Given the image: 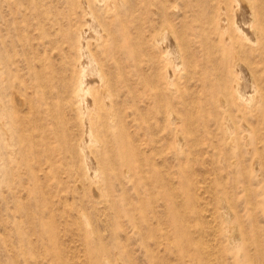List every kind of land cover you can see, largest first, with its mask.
Here are the masks:
<instances>
[{
    "label": "rangeland",
    "instance_id": "rangeland-1",
    "mask_svg": "<svg viewBox=\"0 0 264 264\" xmlns=\"http://www.w3.org/2000/svg\"><path fill=\"white\" fill-rule=\"evenodd\" d=\"M81 1L0 0V264H264V0L240 2L258 41L247 52L229 45L235 31L219 16L226 0H116L111 13L88 0L107 34L89 41L105 76L88 97L96 178L77 151ZM158 25L171 31L183 63L172 91L161 87L152 45ZM214 40L228 45V57ZM232 57L263 96L248 109L229 93ZM222 201L239 234L236 251L224 237Z\"/></svg>",
    "mask_w": 264,
    "mask_h": 264
},
{
    "label": "bare ground",
    "instance_id": "bare-ground-1",
    "mask_svg": "<svg viewBox=\"0 0 264 264\" xmlns=\"http://www.w3.org/2000/svg\"><path fill=\"white\" fill-rule=\"evenodd\" d=\"M81 1V0H80ZM90 1V0H89ZM97 2L96 3V5L99 3L102 7H100V8H103V10H104V8H105V12H110L111 13V11L112 10H114V7L116 6L117 7V5H115L116 3V0L115 1H110V0H94L93 2ZM217 1H219V0H217ZM221 1V0H220ZM81 2H83V4H82V17H84L83 18V21H84V23H82V24H84V26H83V28H81L82 27V25H81V30H79V34H78V36H76L77 37V43H75L76 45L74 46V47H76L75 48V50H76V59H77V61L75 62V69H74V73H75V83H73L74 84V86H73V90L72 91H74V96H75V98H76V108H77V114H78V116H79V118H80V121H81V124H82V127H83V134H82V139H80V141L79 142H77L78 143V145H77V151L79 152V155H80V158H81V162H82V165L84 166V172H85V175L86 174H88V171H90V177L91 178H96L97 176H98V170H97V168H96V166L94 165V162L92 161L93 159L91 158V154L93 153L92 151H90V148L94 145V144H96L97 143V138H96V136H94V133H93V127H92V120H91V111H93V107H91V103H90V100H88V97L90 96V97H92V96H94L97 92H98V86H99V83L101 82V81H103L102 79H105L104 77V74L103 73H101V71H100V68H99V64H98V61H96V58L94 57V55L92 54V50H91V48H92V46H89L90 45V39H92V41L91 42H97V43H99V42H101V43H103V41L104 40H106L105 38L107 37V34H105L104 32H105V26L104 25H102L103 23L102 22H100V18L99 17H97V16H95V11L93 12V10H92V8L93 7H91L90 5H93V4H91L90 3V5H89V2H88V0H82ZM118 2V1H117ZM170 2V1H169ZM225 4H224V6H223V8L221 7V9H222V12H220L221 14L219 15V16H222L223 14H224V17H221V19L220 20H222V22H224V21H226L227 22V24H228V27H229V25H231V27H229V28H232L231 29V32H232V30L233 31H235L234 32V34H236V37L234 38V37H232V38H230V36L232 35H234V34H232L231 33V35L229 36V38H228V40L230 41H228L227 40V43L229 42V45H231L230 43H231V39H233V43H235V42H239L240 43V45L239 46H237V47H239V50L240 51H244L245 49H244V47H245V45H247L248 44V46H249V49L250 50H252V48L255 46V49H256V43L258 42L257 41V35H256V38H255V36H254V31L252 30V27H251V22H252V20H251V15H250V12L248 13V12H245L247 9H245V11H244V9L242 8V6L240 7V2L242 3V0H226V1H223ZM119 3V2H118ZM81 4V3H80ZM219 4V3H218ZM221 4V3H220ZM100 5H98V6H100ZM243 5V4H242ZM249 5V4H248ZM217 6V5H216ZM219 6H221V5H219ZM218 6V7H219ZM215 6H213V8H214ZM217 7V8H218ZM228 7H231V8H228ZM239 7V8H238ZM254 7H256V6H254ZM175 8V7H174ZM217 8H216V11L218 12L219 10H217ZM253 8V7H252ZM95 9V8H94ZM210 9V8H209ZM208 9V10H209ZM230 9V10H229ZM257 9H258V7H257ZM229 10V11H228ZM25 11V10H24ZM253 11H255L254 9H253ZM114 12V11H113ZM228 12V13H227ZM202 13V12H201ZM206 12H204V14H205ZM209 13L210 12H208V14H207V16L209 15ZM25 14V13H24ZM160 14H161V12H160ZM203 14V15H204ZM231 14V15H230ZM80 15V14H79ZM200 15H202V14H200ZM226 15H227V17H226ZM256 15H258V13L256 14ZM38 16V15H37ZM205 16H206V14H205ZM253 16H254V14H253ZM114 17H115V15H114ZM194 17H197V16H194ZM215 17H217V16H215ZM215 17H214V20H216L215 19ZM226 17V18H225ZM259 17V16H258ZM38 18V17H37ZM198 18L199 17H197L196 18V20H195V18H194V22H196V21H198ZM201 18H202V16H201ZM211 18H212V16H211ZM254 18V17H253ZM205 20H207V19H205ZM209 20H211V19H209ZM219 20V21H220ZM82 21V20H81ZM82 21V22H83ZM165 21V20H164ZM200 21V20H199ZM203 21V20H202ZM212 21V20H211ZM254 21H255V19H254ZM160 22H162L161 20H160ZM166 22H168L167 20H166ZM213 23H214V25H215V21H212ZM221 22V23H222ZM151 23V22H150ZM155 23V22H154ZM218 23V22H217ZM158 24H162V23H159L158 22ZM165 24V23H164ZM167 24V23H166ZM170 24V23H169ZM255 24V23H254ZM253 24V26L254 27H256L255 25ZM259 24H261V23H259ZM262 24H263V22H262ZM261 24V25H262ZM110 25V24H109ZM151 25H156V24H153V23H151ZM171 25V24H170ZM224 25V24H223ZM222 25V26H223ZM264 25V24H263ZM157 26V25H156ZM167 26V25H166ZM204 26V25H203ZM247 27V28H245V27ZM79 27V26H78ZM160 27H161V25H160ZM160 27H159V25H158V29H160ZM163 27V26H162ZM161 27V29L159 30V32L157 33V36H153L154 38L152 39V38H150V39H152L153 40V43H152V45H154L155 47H156V50H157V58H159V60L161 61V65H162V69L159 67V69L162 71V76H161V74L159 75V76H161L162 78L161 79H163V84H162V89H165V91H172V85H174L173 84V82H174V76L176 75L175 73H178L179 71V69H180V66L181 65H183V63L181 64V62H180V58L177 56V49L175 48V46L173 45V43L171 42L172 40L169 38V32H170V35H171V31H168V29H166V28H162ZM169 27V26H168ZM193 27V26H192ZM195 27V26H194ZM197 27H199L198 26V23H197ZM196 27V28H197ZM216 27V26H215ZM227 27V28H228ZM263 27V26H262ZM150 28V27H149ZM152 28H154L153 26H152ZM170 28H171V26H170ZM218 30H219V32L218 33H220L222 36H223V34H224V30H222V28H221V24L219 25V23H218ZM224 28H226V26L224 27ZM223 28V29H224ZM77 29V28H76ZM79 29V28H78ZM78 29L76 30V32L78 33ZM151 29V28H150ZM155 29V28H154ZM158 29H155L156 31H158ZM191 29V28H190ZM199 28H197V31H200V30H198ZM256 29V28H255ZM258 29V28H257ZM256 29V30H257ZM263 29H264V27H263ZM137 30V29H136ZM149 30V29H148ZM154 30V31H155ZM172 30V29H171ZM174 30H175V28H174ZM192 30V29H191ZM204 30V29H203ZM202 30V31H203ZM107 31V30H106ZM151 31V30H150ZM149 31V32H150ZM206 31V30H205ZM204 31V32H205ZM213 31V30H212ZM228 31V30H227ZM192 32H193V30H192ZM258 32V31H257ZM135 33V32H134ZM208 33V32H207ZM214 33V32H213ZM217 33V32H216ZM229 33V32H228ZM131 34V33H130ZM148 34H150V33H148ZM152 35H153V33H151ZM257 34H259V33H257ZM77 35V34H76ZM124 35V34H123ZM197 35H201V33L200 34H198V32H197ZM208 34H206V37H207V42H208V39H210V38H208V36H207ZM213 35H215V34H213ZM218 35V34H217ZM227 35V34H226ZM172 36V35H171ZM228 36V35H227ZM75 37V36H74ZM76 37H75V39H76ZM114 37V36H113ZM132 37V36H131ZM145 37V36H144ZM181 37H183V35L181 36ZM190 37H191V39H192V37H194V36H191L190 35ZM198 37V36H197ZM203 37V36H202ZM202 37L200 38L201 40L200 41H203V39H202ZM206 37H204V41H205V43H207L206 42ZM223 37H225V36H223ZM217 38V37H216ZM219 38V37H218ZM176 39V38H175ZM174 39V40H175ZM178 39V38H177ZM190 38H188V39H185V40H191ZM221 38H219V40H220ZM226 39V38H225ZM225 39L223 38V39H221V40H224L225 41ZM108 40V39H107ZM145 40V39H144ZM171 40V41H170ZM183 40V39H182ZM196 41H198V39H195ZM216 40V39H215ZM214 40V41H215ZM218 40V41H219ZM220 40V41H221ZM261 40V39H260ZM263 40V42H264V39H262ZM148 41V40H147ZM176 41V40H175ZM199 41V42H200ZM203 41V42H204ZM212 41H213V39H212ZM218 41H215V42H218ZM235 41V42H234ZM186 42V44H189V45H187V47L186 48H188V46L190 47V44H192V42L191 43H189V41H188V43H187V41H184V43ZM215 42L213 43V44H215ZM195 43V42H194ZM221 43V42H220ZM224 43H226V42H224ZM223 43V44H224ZM232 43V44H233ZM260 43V42H259ZM116 44V43H115ZM133 44V43H132ZM200 44H202L201 42H200ZM199 43L198 44H192V45H196V46H198L199 47V45H200ZM210 44V43H209ZM136 45V44H135ZM150 45V44H149ZM191 45V46H192ZM206 46H204V48L206 47V49H208L207 48V44H205ZM218 45H219V42H218V44L216 45L217 47V49L219 48L220 49V46L218 47ZM221 45H222V43H221ZM234 45V44H233ZM242 45H244V46H242ZM103 45H101V47H102ZM105 46V45H104ZM124 46V45H123ZM153 46V47H154ZM211 46H212V48H213V46L214 45H212L211 44ZM223 46V45H222ZM264 46V45H263ZM262 46V47H263ZM154 47V48H155ZM198 47H197V50H198ZM201 47H203V46H201ZM209 47H210V45H209ZM215 47V46H214ZM232 47V46H231ZM258 47V46H257ZM261 47V48H262ZM73 48V47H72ZM138 48V47H137ZM204 48H202V49H204ZM228 45L226 44V45H224L221 49H222V52H223V54H224V56H226L225 54H227L228 53ZM236 48V47H235ZM235 48H233L234 49V51H235ZM260 48V49H261ZM135 49V48H134ZM205 49V50H206ZM211 49V48H210ZM209 49V50H210ZM213 49H215V48H213ZM216 49V51H218ZM220 49V50H221ZM230 50H231V48H229ZM254 49V50H255ZM115 50V49H114ZM113 50V51H114ZM190 50V49H189ZM196 50V49H195ZM247 50L248 49H246L245 51L247 52ZM256 50H258V49H256ZM92 51V52H91ZM207 51V50H206ZM205 51V53H207ZM211 51V55H210V59H211V56H212V52L214 51H212V50H210ZM263 51V50H262ZM198 53H200L199 51H197ZM195 53V54H193L192 52H190L189 51V53L190 54H193V55H195V56H197L196 54H198V53ZM202 52H204V51H202ZM218 52H220V51H218ZM239 51H237V53H238ZM246 52H244V53H246ZM252 52V51H251ZM250 52V53H251ZM254 52H256V51H254ZM253 52V53H254ZM216 53V52H215ZM214 53V54H215ZM230 54H229V56L231 55V51L229 52ZM232 53H233V51H232ZM236 53V52H235ZM241 53V52H240ZM239 53V54H240ZM249 53V52H248ZM247 53V54H248ZM249 53V55H251ZM219 54V53H218ZM223 54H221V56L222 57H224L223 56ZM243 54V53H242ZM260 55H261V53H259ZM137 55V54H136ZM180 55V54H179ZM189 55V54H188ZM193 55H191V57L193 56ZM202 56H205L204 54H201ZM260 55H258V59H259V61H258V59L255 61V62H252L253 63V65H255V66H258V65H256V64H259L258 62H260V61H262V59H264V55H263V52H262V55H263V58L260 60V58L261 57H259ZM96 56V55H95ZM190 56V55H189ZM235 56V55H234ZM238 56V55H237ZM240 56V55H239ZM238 56V57H239ZM252 56V55H251ZM256 56H257V54H256ZM256 56H254L255 58H256ZM194 57V56H193ZM208 57V56H207ZM218 57H219V55H218ZM218 57H216V58H218ZM226 57H228V56H226ZM226 57H224V58H226ZM243 57V56H242ZM249 57V56H248ZM253 57V56H252ZM113 58V57H112ZM119 58V57H118ZM179 58V59H178ZM214 58L215 57H212V62L213 61H215L214 60ZM215 58V59H216ZM234 57H232V58H229V59H227L228 61L230 60V59H233ZM115 59H117V58H115ZM205 59V58H204ZM209 59V60H210ZM218 59H220V57L218 58ZM218 59L216 60V61H218ZM222 59V58H221ZM246 59V58H245ZM158 60V59H157ZM240 60V59H239ZM251 60V59H250ZM249 60V61H250ZM114 61V60H113ZM211 61V60H210ZM231 61V60H230ZM249 61H245L246 63L247 62H249ZM258 61V62H257ZM118 62V61H117ZM231 62H233V63H230V64H227L226 65V61H225V65H226V71H225V73H227L228 75H230L231 76V83L228 81V83L229 84H231L230 86L227 84V86H229V87H231L230 88V91H229V93L232 95L231 97L232 98H235L236 100H238L239 102H241L240 104H242V107H246L247 109H248V106H249V104L251 103L250 101L252 100V103L254 102L253 101V99H255L256 98V95H257V93L259 92V90H258V92H256V94H255V88H254V86H253V84H252V82H251V80H250V78H249V76H247V73L244 71V69H243V66H242V62H241V60L240 61H236L235 62V59L233 60V61H231ZM241 62V63H240ZM263 62V61H262ZM157 63V62H156ZM211 63V62H210ZM228 63V62H227ZM255 63V64H254ZM213 64L215 65V62H213ZM248 64V63H247ZM250 64H251V62H250ZM261 64V63H260ZM157 65H159V64H157ZM264 65V64H263ZM262 65V66H263ZM100 66H101V64H100ZM218 66V65H217ZM247 67V66H246ZM245 67V68H246ZM73 68H74V66H73ZM213 68H214V66H213ZM212 68V69H213ZM216 68H218V67H216ZM219 69V68H218ZM248 69V68H247ZM160 70H158V74L160 73ZM215 70V69H214ZM178 71V72H177ZM210 71H213V70H210ZM217 71V70H216ZM219 71V70H218ZM103 72V71H102ZM223 72V71H222ZM221 71H220V73H222ZM212 73V72H211ZM217 73H219V72H217ZM255 72H253L252 74H254ZM157 74V75H158ZM223 74V73H222ZM220 75V74H219ZM221 76V75H220ZM220 76H218L217 75V77H219L220 78ZM160 78V77H159ZM160 79V80H161ZM221 79V78H220ZM255 79V78H254ZM257 79H259L258 77H257ZM216 80V79H215ZM219 82V80H216V82ZM222 81V80H221ZM224 82H225V80H223ZM257 81V80H256ZM105 82V81H104ZM161 82H162V80H161ZM94 83H96V86L94 85ZM160 83V82H159ZM156 84V83H155ZM215 84V83H214ZM224 84V83H223ZM223 84H222V86H223ZM102 85L104 86L105 84H103L102 83ZM101 85V86H102ZM164 85V86H163ZM258 85V84H257ZM102 86V87H103ZM226 86V87H227ZM220 87H221V84H220ZM173 88H175L174 86H173ZM102 91H103V89H101ZM101 91V95H103V99L105 100V99H108V93L109 92H102ZM262 95H264V94H262ZM262 95H259V93H258V96H261V97H263ZM107 97V98H106ZM89 99H91V98H89ZM218 101H220V100H218ZM233 101H234V99H233ZM258 101L260 102V99H258ZM235 102H237V101H235ZM238 102V103H239ZM257 101H255V103H256ZM258 102V103H259ZM263 102V101H262ZM169 103V102H168ZM254 103V104H255ZM264 103V102H263ZM74 104V103H73ZM239 104V105H240ZM254 104H252V109L253 110H255L254 109V107H256V105H254ZM260 104V103H259ZM2 105V104H1ZM224 105V104H223ZM238 105V104H237ZM238 105V106H239ZM226 106H227V104H226ZM254 106V107H253ZM241 107V106H240ZM241 107V108H242ZM76 108H75V110H76ZM168 108H169V106H168ZM172 108V107H171ZM223 108V107H222ZM250 108V107H249ZM173 109V108H172ZM238 109H240V108H238ZM244 109V108H243ZM243 109H242V111H240L241 113L243 112V114H244V111H243ZM247 109L245 110V111H247ZM264 109V108H263ZM3 110V109H2ZM223 110H224V108H223ZM252 110V111H253ZM239 111V110H238ZM249 111V110H248ZM257 111V110H256ZM163 112V111H162ZM222 112V111H221ZM3 113V112H2ZM173 111L172 110H168L167 111V115L165 116V117H167V120L169 121V124L170 125H173L174 123H175V118H174V116H173ZM224 114H226V111L225 112H223ZM166 114V113H165ZM228 114V113H227ZM253 114V113H252ZM255 114H256V112H255ZM225 116V115H224ZM220 117H223V115L221 114V116ZM226 117V116H225ZM220 119H222V118H220ZM232 119V118H231ZM223 123V122H222ZM225 123H226V125H225V127H226V132H228V133H231V134H233V132H232V126H231V123H230V121H229V119L228 118H225ZM234 124V123H233ZM232 124V125H233ZM223 125V124H222ZM223 127V126H222ZM240 127V126H239ZM224 128V127H223ZM245 128V127H244ZM234 129V128H233ZM238 129V128H237ZM246 129L247 128H245L244 130L246 131ZM236 130V129H235ZM234 130V131H235ZM176 131H177V133H178V130L176 129L175 130V133H176ZM224 131V130H223ZM242 131H243V128H242ZM244 131V132H245ZM177 133H176V135H177ZM225 133V132H224ZM235 133H236V131H235ZM172 135V134H171ZM226 136H227V134H226ZM229 137V136H228ZM227 137V138H228ZM232 137V136H231ZM174 138H175V135H174ZM176 139H178V138H176ZM228 139H232V138H228ZM179 140V139H178ZM236 140V139H235ZM233 141V140H232ZM177 143V142H176ZM229 144V143H228ZM180 145V144H179ZM93 155V154H92ZM262 157V156H261ZM250 161H251V159H250ZM254 161V160H253ZM100 174V173H99ZM85 177H87V176H85ZM90 179V178H89ZM96 181V180H95ZM221 196V195H220ZM197 197V196H196ZM195 197V198H196ZM199 197V196H198ZM197 197V198H198ZM199 200V199H198ZM223 202V201H222ZM222 209L224 210L223 211V215H224V217H225V220H224V222H225V226H224V237H226V240L230 243V245H231V248H232V250H238V247H239V242H238V240H239V234H238V232H236V229H235V227L231 224V223H233V221L231 222V221H229L228 220V216H229V212H228V210L226 209V207H225V205H224V202L222 203ZM219 209V208H218ZM218 211V210H217ZM220 212L221 211H219V214H220ZM222 220V219H221ZM86 224V223H85ZM223 226V225H222ZM243 227V226H242ZM243 234H245V233H243ZM240 236H241V232H240ZM241 238H242V236H241ZM251 239V238H250ZM190 242V241H189ZM187 243V242H186ZM242 246V245H241ZM244 246V245H243ZM259 252V251H258ZM197 255V254H196ZM200 258V257H199ZM201 259V258H200ZM204 259V258H203ZM209 259V258H208ZM110 262V261H109ZM109 262H108V260L107 261H104V264H109ZM112 263V262H111ZM110 263V264H111ZM207 263V262H206ZM115 264H119V263H115Z\"/></svg>",
    "mask_w": 264,
    "mask_h": 264
}]
</instances>
